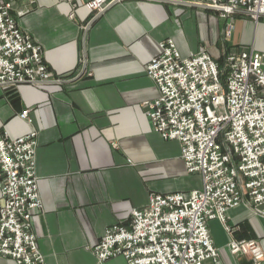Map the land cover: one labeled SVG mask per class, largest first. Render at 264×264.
Returning a JSON list of instances; mask_svg holds the SVG:
<instances>
[{
    "label": "crops",
    "instance_id": "obj_1",
    "mask_svg": "<svg viewBox=\"0 0 264 264\" xmlns=\"http://www.w3.org/2000/svg\"><path fill=\"white\" fill-rule=\"evenodd\" d=\"M19 27L41 46L54 79L0 86V131L18 139L36 133V172L43 208L32 229L45 264H95L106 229L129 225L153 194L190 192V175L176 141L153 129L145 103L159 96L146 66L174 41L183 57L206 51L218 63L226 52L264 53V17L255 24L239 11L225 48V21L199 0H117L93 12L84 0H1ZM224 24V25H223ZM29 110L28 120L20 117ZM227 231L209 222L216 261L252 264L228 243L257 241L264 251V204L229 211ZM0 264H16L0 255ZM108 264H127L117 257ZM264 264V261H263Z\"/></svg>",
    "mask_w": 264,
    "mask_h": 264
},
{
    "label": "built area",
    "instance_id": "obj_2",
    "mask_svg": "<svg viewBox=\"0 0 264 264\" xmlns=\"http://www.w3.org/2000/svg\"><path fill=\"white\" fill-rule=\"evenodd\" d=\"M100 12L117 0H84ZM226 23L223 38L235 30L243 11L264 17V0H199ZM145 73L159 96L145 103L154 131L176 141L190 175L201 187L190 192L153 194L129 225L106 229L94 248L95 264L123 257L127 264H203L216 261L209 222L227 231L229 211L244 203L264 204V53L253 47L226 52L218 63L208 52L183 57L173 40ZM54 79L44 54L18 25L9 3L0 0V86L38 85ZM29 110L22 119L28 120ZM36 133L18 139L0 131V255L16 264H45L32 229L43 208L36 172ZM234 256L248 255L263 264L264 251L254 240L228 243Z\"/></svg>",
    "mask_w": 264,
    "mask_h": 264
},
{
    "label": "rangeland",
    "instance_id": "obj_3",
    "mask_svg": "<svg viewBox=\"0 0 264 264\" xmlns=\"http://www.w3.org/2000/svg\"><path fill=\"white\" fill-rule=\"evenodd\" d=\"M247 16V15H246ZM244 18H248V19H250L251 21H253L255 24H258L259 22H261V20H262V17L261 18H259L258 20H255V19H253L252 17H250V16H247V17H244ZM224 25V24H223ZM225 27H226V23H225V25L223 26V29H222V34H223V32H224V29H225ZM222 38H221V40H222V43L224 44V46H225V48H227V44L229 43V41L231 40V38H232V36L228 39V40H225L224 38H223V36H221ZM222 61V60H221ZM227 226L229 227V229H230V231L229 232H231V228H230V226L228 225V221H227ZM226 229V228H225ZM235 241V240H234Z\"/></svg>",
    "mask_w": 264,
    "mask_h": 264
}]
</instances>
